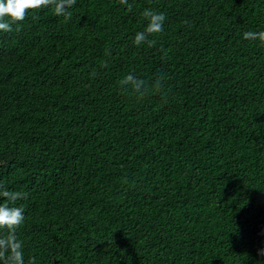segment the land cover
<instances>
[{
    "label": "trees",
    "instance_id": "1",
    "mask_svg": "<svg viewBox=\"0 0 264 264\" xmlns=\"http://www.w3.org/2000/svg\"><path fill=\"white\" fill-rule=\"evenodd\" d=\"M128 3L0 31V185L27 193L25 264H264V45L243 38L264 0ZM145 9L166 17L151 47L133 43Z\"/></svg>",
    "mask_w": 264,
    "mask_h": 264
},
{
    "label": "clouds",
    "instance_id": "2",
    "mask_svg": "<svg viewBox=\"0 0 264 264\" xmlns=\"http://www.w3.org/2000/svg\"><path fill=\"white\" fill-rule=\"evenodd\" d=\"M75 3L76 0H0V31L12 32L13 24L23 21L29 10L49 6L55 15L64 16L65 19H68L71 13L67 9ZM120 3L127 5L129 11L132 9V5L128 3V0H120ZM142 15L148 23L144 31L135 34L133 43L139 46L146 42L151 47L155 44V41L149 40L148 37L164 30L163 22L166 17L163 13L154 12L151 9H145ZM36 18L33 17V19ZM243 38L246 40H259L264 45V31H246L243 33ZM105 66H107L106 62ZM119 83L124 86L122 90L127 91L130 88L138 99L144 97L150 87L145 80L139 79L133 74L124 76ZM162 83L163 78L159 77L152 87L158 90L162 87ZM0 197L4 198V202L0 203V229H7V235L0 236V264H25L23 243L16 235V230L25 220L24 208L16 206V201L26 199L27 193L7 190L4 185H0ZM259 254L264 255V247L259 250ZM28 264H36L35 258H30Z\"/></svg>",
    "mask_w": 264,
    "mask_h": 264
}]
</instances>
